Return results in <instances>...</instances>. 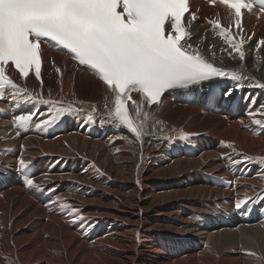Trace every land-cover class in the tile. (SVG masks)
Here are the masks:
<instances>
[{"label": "bare ground", "instance_id": "obj_1", "mask_svg": "<svg viewBox=\"0 0 264 264\" xmlns=\"http://www.w3.org/2000/svg\"><path fill=\"white\" fill-rule=\"evenodd\" d=\"M199 7L205 16H230L219 4L211 7L193 0L192 12L197 13ZM245 22L254 36L244 45L243 62L221 52L222 48L232 49L205 21L192 22L191 42L199 44L206 56H210L209 46L214 44L215 64L264 82V46L256 48L259 39L264 38V16L247 13ZM246 28L243 35L249 37ZM52 60L63 72V92ZM46 62L43 97L82 101L74 105L81 110L80 117L87 116L95 105L94 119L105 131H93L88 126L79 130L76 125L66 135L49 140L36 133L17 140L14 150L26 162L42 153H51L52 161H59V168L41 174L40 182L62 186L46 204L35 200L33 188L21 184L9 187L10 182L0 172V264H261L264 223L243 222L234 230L220 225L235 209L237 198L243 199L245 193L255 196L264 189V180L258 175L264 166L231 165L228 159H240L237 152L264 157V134L247 130L255 127L247 115L253 107L250 100L254 97L257 107L264 104V90L241 88L230 79L217 87L218 92L234 89L227 98L239 104L238 116L218 115L199 104H186L183 97L175 99L165 94L159 108L149 109L164 123L155 128L149 123L151 135L144 137L141 146L133 142L127 130L108 122L105 86L90 70L77 66L65 52L53 49ZM14 79L34 93L41 91L34 74L26 82L17 74ZM208 90L206 86L198 97H206ZM4 103L0 123L18 114L16 106ZM181 133L190 135L184 139ZM180 140L193 145L194 155L173 152ZM229 143L235 151L227 147ZM205 173L211 179L207 180ZM90 186L97 190H90ZM56 196L78 208L83 219L73 220L74 214L51 203ZM171 200L177 204H168ZM263 201L246 207L251 211ZM200 213H208L204 221ZM172 227H178L181 234L169 232ZM193 231L202 237L192 239ZM252 252L255 257L247 254Z\"/></svg>", "mask_w": 264, "mask_h": 264}, {"label": "snow or ice", "instance_id": "obj_2", "mask_svg": "<svg viewBox=\"0 0 264 264\" xmlns=\"http://www.w3.org/2000/svg\"><path fill=\"white\" fill-rule=\"evenodd\" d=\"M209 4L226 8L238 29L233 33L231 23L227 28L223 27L219 17L208 21L232 49L222 48L221 52H227L231 59L245 61L244 45L251 37L243 35V14L245 11L252 13L258 7L264 15V0H209ZM196 19V13L190 10V0H0V101L10 102L14 107L32 106L28 112L13 114L16 135L33 127L42 131L56 125L64 116L81 111L74 105L82 104V101L65 102L62 96L60 99L43 97L41 70L45 47L65 52L103 83L108 122L127 130L134 138L133 142H139L141 146L144 137L151 135L149 123L153 128L164 123L149 109L159 108L165 93L194 91L205 84L211 91L223 87L227 79L237 82L241 88L264 90V82L251 74L216 66L214 44L209 46L210 56L202 53L199 44L193 45L191 26ZM205 38L201 37L202 40ZM260 46H264V39L258 41L257 50ZM51 63L59 74L63 92V72L54 60ZM219 63L222 65L223 60ZM9 68L25 82L30 74H34L41 91L34 93L21 86L9 75ZM233 90L225 88L222 95L231 96ZM250 104L253 107H249L247 115L255 127L247 130L264 134V104L257 107L254 97ZM41 106H47V115L40 111ZM3 112L0 109V114ZM96 112V106L92 105L87 114L89 122H95ZM101 123H104L103 119ZM181 135L187 139L190 134ZM227 147L235 151L233 144L229 143ZM8 151L0 150L5 154ZM236 156L240 159L228 157L231 165L257 163L264 166V157L239 152ZM17 170L26 186L42 190L33 178L30 164L23 158L18 159ZM258 175L264 180V168ZM227 183L231 185L232 181ZM251 187L256 192L255 186ZM54 190L47 191L52 193ZM262 200L264 189L255 196L245 193L243 199H236L235 208L241 210L242 206ZM51 203L74 214L73 220L83 219L78 208L59 196ZM247 254L256 256L254 252ZM259 259L264 264V255Z\"/></svg>", "mask_w": 264, "mask_h": 264}, {"label": "rangeland", "instance_id": "obj_3", "mask_svg": "<svg viewBox=\"0 0 264 264\" xmlns=\"http://www.w3.org/2000/svg\"><path fill=\"white\" fill-rule=\"evenodd\" d=\"M247 26V25H246ZM247 29V28H246ZM257 30V29H256ZM247 31H248V33H247V35H249V36H254L253 34H252V31L250 32L248 29H247ZM258 38H260L261 37V35L260 36H257ZM66 184H68V185H72L71 184V182H69V181H67L66 182ZM72 187V186H71ZM70 187V188H71ZM90 190H97V188H93V187H91L90 186V188H89ZM168 204H177V201H169V202H167ZM168 207V206H167ZM46 210L48 209V208H45ZM206 215H208V213H200V215H199V218L202 220V221H204L205 219V216ZM33 226L32 225H30L29 226V230H31V228H32ZM161 229H163V228H161ZM161 229H159V230H161ZM167 230V229H166ZM169 231V230H168ZM31 232V231H30ZM154 232V231H153ZM169 232H172V233H175V234H177V235H180L181 233H180V230H179V228L178 227H172V230L171 231H169ZM192 234H193V237H192V239H197V238H200V237H202V235L199 233V232H196V231H193L192 232ZM145 260H150L147 256H145Z\"/></svg>", "mask_w": 264, "mask_h": 264}]
</instances>
